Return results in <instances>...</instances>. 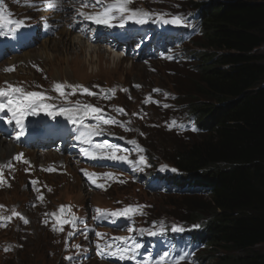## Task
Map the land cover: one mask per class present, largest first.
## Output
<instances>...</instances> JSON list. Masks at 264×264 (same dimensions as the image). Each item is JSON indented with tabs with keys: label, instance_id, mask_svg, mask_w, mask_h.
<instances>
[{
	"label": "rangeland",
	"instance_id": "1",
	"mask_svg": "<svg viewBox=\"0 0 264 264\" xmlns=\"http://www.w3.org/2000/svg\"><path fill=\"white\" fill-rule=\"evenodd\" d=\"M65 1L71 0H60V6L55 9L46 7V4L45 8L41 9L36 0H2L0 10L5 18L24 20L25 24L13 33L9 32V28L14 25L6 24L0 28V43L3 42V37L9 35H14V38H27L35 34L39 42L0 65V69L4 67L0 71V88L8 84H18L40 90L44 88L37 84V81L48 87L49 84L55 83V80L64 77H69V83L72 85L81 83L79 85L85 87L79 88L75 95L69 88L66 91L67 96L75 104H92L102 109L105 118L108 114L109 117L124 122V126L119 123H101L106 138L104 143L118 146L121 151L117 154L127 155L133 163L100 158L99 166L93 169L94 173L111 172L114 175L111 178L103 175L93 177L98 184H104V188H99L81 171L85 170L83 166L70 158L63 157L55 159L57 162H54L56 155L51 157L37 154L31 144L20 142L16 137L14 146V143L10 144V136L0 131V141L5 143V146H0V169L4 178L0 183V205L4 206L0 208V215L11 216L14 209L29 221L25 224L18 217H13L6 226H0V264H143L146 260L149 264H157L165 252L168 256L164 264H216L215 258L209 260L205 257L207 254L198 249L190 251L181 248L175 253L170 252L169 248L158 249L157 245L145 246V241L156 239L158 243L163 244L161 237L164 234L190 232L197 228L193 227L194 225H198L197 220L187 217L195 202L194 198L188 197L194 195L186 191L189 186L186 190L172 191L171 188L166 190L170 192L153 191L148 185V180L155 175L179 178L180 171L171 156L182 143L193 142L201 134L193 130L189 118L184 120L183 112L184 103L192 98L189 95L186 98L183 94L187 93L188 79L191 78L189 68L192 62L188 54L193 48L203 50L195 43L199 35H195L192 43L183 39L173 44L170 51L153 59L136 57L139 54L136 53L137 49L144 46L143 42L132 47L131 58H122L120 55V63L112 57L105 44H90L86 38L79 39L85 35L99 39L102 33L116 32L124 28H132L142 33L151 31V36L155 32L159 35L163 30H171L174 35H179L185 29L193 30L194 24L189 19L193 12L190 3L186 0H134L130 5L132 8L167 13L169 16L181 15L190 27L165 24L154 17L143 25L129 21L123 28L119 27L118 21H114L116 26L109 28L78 15L82 0H72L77 6L69 26L61 23L60 15ZM99 10V7H83V11L89 13ZM45 29L50 32L48 38L41 36ZM260 52L264 53V45ZM7 66H14V70H7ZM137 85L140 87H136ZM83 88L97 95H88ZM109 89H115V94L106 98L105 93ZM125 89L127 91H124ZM153 89L161 91L154 92ZM149 95L152 101L159 103H145ZM183 100L185 102H182ZM47 103H51V100ZM165 104L168 107H164ZM117 107L123 108L124 113H118ZM45 113L39 112L38 117L43 118ZM93 120L97 122L94 118ZM5 129L9 130V127ZM110 140L116 142L111 143ZM11 147L15 151H12ZM138 147L145 151L138 152ZM11 153H14L13 157ZM17 154H23V159H14ZM140 155L146 158V164L139 163ZM46 162H49L48 167H42ZM108 162L125 167L104 171L103 167ZM7 176L12 181L11 185L7 183ZM33 181L37 183L33 185ZM39 186L45 187L47 197L40 192L36 193ZM41 194L42 200L38 199ZM205 198L209 197L205 195ZM30 199L34 202L37 200L38 203L44 201L46 205L33 209L28 204ZM61 205L71 206L72 213L77 217L76 225L73 227L71 224H65L64 231H53V225H60L51 214H59ZM128 205L143 206L142 209H146V212L131 219L97 217L95 212L96 208L116 210ZM173 225L183 227L184 231H172ZM161 227L166 229L163 234H148L150 231L159 232ZM129 228L133 230L129 231ZM97 232L103 235L97 237ZM121 236L127 237V241L113 240ZM98 243L101 249L105 244L111 243L128 248L139 243L141 247L136 251L134 260H119L116 257L100 255ZM76 245L80 247L77 248ZM5 248L10 250L5 251ZM257 249L264 250V244L259 245ZM199 252L203 253L202 258L199 257ZM182 256L184 259H180ZM114 260L119 262L114 263Z\"/></svg>",
	"mask_w": 264,
	"mask_h": 264
},
{
	"label": "trees",
	"instance_id": "2",
	"mask_svg": "<svg viewBox=\"0 0 264 264\" xmlns=\"http://www.w3.org/2000/svg\"><path fill=\"white\" fill-rule=\"evenodd\" d=\"M187 1L203 50L189 52L183 94L201 134L171 159L188 186L201 187L192 190L200 198L188 196L199 227L163 239L216 264H264V0Z\"/></svg>",
	"mask_w": 264,
	"mask_h": 264
},
{
	"label": "snow or ice",
	"instance_id": "3",
	"mask_svg": "<svg viewBox=\"0 0 264 264\" xmlns=\"http://www.w3.org/2000/svg\"><path fill=\"white\" fill-rule=\"evenodd\" d=\"M133 2L134 0H82V8L81 10H79L78 15L85 20L92 21L97 25H103L109 28L116 26L114 21H118L119 27L123 28L129 21H133L136 24L143 25L147 23L149 20H152L154 17L156 19L161 20L165 24H173L177 26H186V27L191 26L187 24L186 19L181 15L169 16L167 13H154L149 10L132 8L130 7V5ZM0 3H2V0H0ZM45 4L46 7L50 9H55L60 6V0H45ZM83 7H94V8L99 7L100 10L89 13L83 11ZM6 24L14 25V27L9 28V32L13 33L24 27L25 21L12 20L11 18L6 19L3 14V11L0 10V28L4 27ZM7 70H14V66ZM38 70L42 71V69H38ZM53 87L56 92H58L62 97L67 99V93L64 91V89L71 88L72 94L75 95L76 91L79 88H82L83 86L68 85L66 83L61 84L57 82L54 84ZM136 87H140V86L137 85ZM83 91L88 95H97V93H93L87 88H83ZM124 91L127 90L125 89ZM153 91L160 92L161 89H153ZM114 94H115V89L106 90L105 93L106 98H111V96ZM165 95L168 94L165 93ZM0 97L7 98L6 102H0V111L7 109L8 111L12 112V116L15 119L16 124L18 125H22L23 120L28 115H38L39 112L41 111L46 112L47 115L53 117H55L56 115H64V116H68L69 118H72L79 113H82L83 117L92 116L97 121V123L95 125H89L87 130L81 133V138L84 139L85 142H89L90 137L92 136L102 134L103 129L101 128V123L103 124L119 123L121 126H124V122L122 121H117L112 117L105 118V116L103 115V110L95 107L92 104L81 105L79 102H76L75 109L61 107L59 108L58 111H54L52 110L54 108V105L45 102L46 100L50 99V97H47L45 93L36 92V91H26L22 87L13 86L11 84H8L7 88H0ZM144 102L159 103V101H152L150 95L146 98ZM164 107H168V105L165 104ZM116 111L118 113H124L125 110L123 108L117 107ZM134 115H138V114L134 113ZM8 123H12V120H9ZM120 151L121 149L118 146L107 143L96 144L94 148L91 149L89 148L83 149L84 155L89 156L92 159L102 158V159H110L114 161H123L132 164L133 161L129 160L127 155L117 154ZM137 151L143 153L145 150L141 147H138ZM14 159L22 160L23 154H17V156L14 157ZM24 162L27 163V161ZM139 163L146 164V158L143 155L139 156ZM48 170L51 171L53 169H48ZM81 171L84 172V175L93 185L99 188H104V184H98L96 179H94L93 177L98 175H103L104 177L111 178L114 175L111 172L97 174V173H89L83 169ZM172 171H176V169H172ZM3 180H4L3 172L2 169H0V183H2ZM120 182L123 183L124 181H120ZM32 183L33 185H35L37 181H33ZM38 199L42 200L43 195L41 194L38 197ZM3 207H4L3 205H0V208ZM142 207L143 206H139V205H135V206L128 205L124 208L116 209V210L96 208L95 212L97 213V217L131 219L134 215L137 214V212H141V214H143L141 211ZM51 215L55 217L57 224L60 225V227L53 225V231H60V232L64 231L63 225L65 224H71L73 227H75L76 225L77 217L75 216L74 213H72L71 206L61 205L59 209V214L52 213ZM13 217H18L25 224L29 223L27 218L24 217L22 213L17 212L13 209L11 216L4 217L0 215V226H6L7 222L11 221ZM45 223H47V220H45ZM193 227H199V226L194 225ZM128 230L132 231L133 229L129 228ZM171 230L174 232H182L184 231V228L181 226L173 225ZM164 231H166V229L164 227H161L159 229V232L150 231L148 234L154 236L158 234H163ZM73 234L74 233H69V235H73ZM102 235H103L102 233L99 232L96 233L97 237H101ZM127 239H128L127 237H123V236L113 238L114 241L118 240L121 242H125L127 241ZM75 247L79 248L80 246L76 245ZM140 247L141 245L139 243H136L135 246L132 248L123 247L121 244L111 243V244H105L104 248L101 249L99 243L97 244L98 253L100 255L116 257L119 260H125V259L134 260L135 253ZM8 250H10V248H5V251ZM167 256L168 253L165 252L157 261V264H164L165 258ZM180 259H184V257L182 256L180 257ZM143 264H149V262L146 260L143 262Z\"/></svg>",
	"mask_w": 264,
	"mask_h": 264
},
{
	"label": "bare ground",
	"instance_id": "4",
	"mask_svg": "<svg viewBox=\"0 0 264 264\" xmlns=\"http://www.w3.org/2000/svg\"><path fill=\"white\" fill-rule=\"evenodd\" d=\"M37 2H44L45 3V1L44 0H36ZM76 6H77V4L76 3H74L72 0L71 1H65L64 2V4L62 5V10H61V23H63V24H65V25H67V26H69V23L72 21V19H73V14L76 12ZM14 12V11H13ZM84 38H86V39H88L87 41L90 43V44H92V38L89 36V35H85V36H81V38H79L80 40H82V39H84ZM36 43V42H35ZM91 46V45H90ZM97 50V49H96ZM112 57L113 58H116L117 59V61H118V63H120L121 62V58H120V54L119 53H113L112 54ZM61 81H63V80H65L68 84H70V85H72V83H69V82H71V80H70V78L69 77H64V78H61L60 79ZM55 83L53 82L52 84H50L51 86H53ZM44 86V85H43ZM45 87V86H44ZM79 115H82V114H79ZM0 146H5V143L3 142V141H0ZM11 144V143H10ZM5 150V149H4ZM12 151H15L14 149H12ZM1 153H3V152H1ZM12 154V157H13V155H14V153H11ZM32 169H34L33 167H32ZM37 192H40V193H42L45 197H47V190L45 189V187L44 186H39L38 188H36V193ZM32 193H34V191H32ZM29 206L32 208L33 207V209H37V208H41V207H43V206H45L46 204H45V202L44 201H42V202H37V200H36V202H34V201H32L31 199L29 200ZM34 205V206H33ZM28 220V219H27Z\"/></svg>",
	"mask_w": 264,
	"mask_h": 264
}]
</instances>
